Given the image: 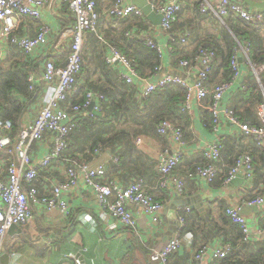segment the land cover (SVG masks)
I'll list each match as a JSON object with an SVG mask.
<instances>
[{
  "label": "built area",
  "instance_id": "2783aa9c",
  "mask_svg": "<svg viewBox=\"0 0 264 264\" xmlns=\"http://www.w3.org/2000/svg\"><path fill=\"white\" fill-rule=\"evenodd\" d=\"M151 8L161 14L160 30L169 32L172 23L177 20L178 13L182 7V0H148ZM198 9L202 13H213L223 21L230 15L239 16L248 22L264 21V12L245 9L234 0H197ZM67 3L68 8L74 16V21L65 27L59 38L66 45L65 61L63 65H57L53 58H44L41 70H33L27 75L28 89L32 92L41 90L38 94L41 103L35 116L25 125H20L15 137L10 136L12 128L9 120L0 117V257L3 248L9 241V229L12 225H24L34 217L36 206H43L46 210L57 209L61 214H69L67 197L70 192L82 180L85 187L91 189L96 198L99 209V217L106 224V230H113L117 224L128 228L136 227V218L128 205L137 203L142 211L150 217V221L156 225L163 223L161 212L164 204L154 199L152 194L145 188L144 180L130 181L126 185L105 179L107 160H97L89 163L82 157H66L64 152L69 147V134L74 127L75 117L86 115L91 101H95L93 111H98L97 98L103 96L92 91H87L83 103H72V96L78 88V78L82 66V51L86 32L95 31L97 28L99 14L96 11L95 0H0V60L5 56L7 44H14L25 54L33 56L38 49L48 45L51 33L50 26L41 20V11L47 7L55 12L59 5ZM108 18L125 20L135 15L143 17L142 9L125 0H114L105 11ZM31 17L40 20L38 29L34 35L19 33L22 20ZM134 32L126 33L133 36ZM139 34V33H138ZM189 35L187 31L177 34L176 38H170V43L180 41L186 42ZM144 44L154 50L163 59L164 48L157 43L151 32L139 34ZM170 54L173 47H168ZM250 50L247 45L238 44L231 57L233 75L230 80L216 84L212 89L205 84L209 74L214 69L215 53L208 48H200L189 59L183 58L178 66L184 69L188 77L192 78L193 85L186 82V78L161 72V65L156 67L148 76H140L130 60L116 47L107 45L104 60L109 66H119L118 77L130 85L137 87L138 97L145 98L157 89L164 88L170 84L184 86L186 95L181 105V111L188 115L194 110H209L212 114L210 131L215 137L204 147L202 155L205 162L197 164L186 171V177L176 175L174 170L179 165L184 155L186 139L182 127L169 119L161 120L156 125V131L162 137H167L175 143L177 148L171 153L162 152L157 161L159 172V186L169 188L172 186L174 192L182 195L185 190V178L202 179L208 183L212 182L219 173L217 162L221 159L223 137L220 128L229 124L233 130L243 134L245 139H251L255 145L264 149V100L257 105L256 115L258 124L251 125L239 120L234 111L223 104L226 95L234 90V84L242 73L241 62L249 65L255 78L260 83L259 74L262 73L264 65H256L250 61ZM241 58V62L239 61ZM192 75V76H191ZM40 87V89H38ZM193 89L195 93L193 94ZM211 94L210 104L205 98ZM264 96V88H263ZM50 135L52 145L48 151L36 158L29 151L34 141H41L45 135ZM139 138L135 140L136 143ZM104 151L98 144L92 151V156L100 155ZM109 162L116 163L118 156H111ZM63 161V179L53 183L50 194H40L36 185L38 174L46 170L54 161ZM242 171V179L250 182L254 177V165L250 153L242 152L235 160L234 165L228 171L224 180L225 184L237 177ZM47 190V189H46ZM246 206L264 205V195L257 193L252 198L244 201ZM241 204L229 206L226 213L231 220L237 223L243 234L244 240L256 235L264 234V230L257 229L253 235L249 220L240 214ZM185 205L179 208L175 218L174 234L165 242L160 249H154L150 254L152 261L160 264H170L169 257L177 252L182 246L181 230L185 225V214L190 211ZM109 218L113 222H109ZM229 244L209 245L203 244L194 253L192 264H203L205 258L220 259L230 250ZM67 258L76 259L77 254H66ZM118 264H130L120 262Z\"/></svg>",
  "mask_w": 264,
  "mask_h": 264
},
{
  "label": "crops",
  "instance_id": "0c3cea01",
  "mask_svg": "<svg viewBox=\"0 0 264 264\" xmlns=\"http://www.w3.org/2000/svg\"><path fill=\"white\" fill-rule=\"evenodd\" d=\"M112 1L98 0V12L104 14L105 8ZM125 1L126 3L136 4L133 3V0ZM234 1L240 3L245 9L264 12V0ZM65 7L64 5H59L55 12L50 11L47 7L42 9L41 20L50 26L51 33L48 38V45L38 49L32 56V58H36L34 63L40 62L42 64L43 59L48 57L53 58L58 64H64L66 53L62 50L64 49V43L60 40L59 35L65 27L74 21L72 12L73 18L65 15ZM198 10L196 0H182V7L178 13L177 21L172 27L173 34L170 31L164 32L160 30L159 26H154L150 21L152 26L147 32H151L157 43L164 48L161 65L162 73L167 72L166 74L179 77L185 75V78L188 77L184 69L173 63V57L168 49L170 46L169 37L175 36L183 29L189 28L190 37L184 44L176 43V45L182 52L191 55L196 52L201 44L206 43L207 38L204 35L212 34L218 36L220 29H218L217 19L214 16L211 17V15H203ZM135 18L140 19V17L132 15L125 20L133 22ZM221 22H224V20ZM39 23L40 20L25 17L22 20L19 33L32 36L37 31ZM104 27L106 28L107 25ZM9 46L7 44L5 56L10 48ZM239 61L241 62V59ZM117 67L119 68V66ZM36 70L40 71L41 67ZM241 70L242 73L234 84V90L229 93V96L226 95L223 100V104L226 106L233 105L238 90L246 82H249L251 77H254L252 75L254 74L253 70L249 65L241 62ZM40 93H42L41 90L33 92L34 97L32 96L28 100L18 127L25 125L35 116L34 113L42 105L41 100L40 102L35 101ZM240 104L245 106L243 101H240ZM188 116V121L183 127L184 137L187 142L184 155L174 170L176 175L182 177H186V171L189 166L202 159V150L215 137L210 131V127H207L202 121L201 111L194 110ZM220 132L223 133V139L227 136L226 141L231 143L228 151L232 155H226L227 151L223 152L222 158L217 162L219 176L215 178V181L208 183L202 179L185 178V190L182 195L176 194L171 185L169 188H161L159 186L158 158L162 152L171 153L177 148L176 144L167 137L158 136L156 133L139 134L136 139L139 138L140 141L136 143V139L134 140L133 146L128 150L127 154L121 156L120 160H118L119 163L118 161L116 163L109 162L111 156L118 155L111 153L108 148H106L107 154L102 151L100 155L93 157L91 153L87 154V152H84L87 148L80 136L72 137L73 146L71 149L75 148L84 153L82 160L91 164L97 160H107L105 178L108 180H113L120 185H126L130 181L143 179L145 188L153 194L157 201L164 204V209L161 212L163 223L160 226L152 223L150 217L142 211L141 206L133 203L128 205V207L136 218V227L131 229L117 224L115 229L106 230V224L99 217L95 194L91 189L85 187L81 180L72 192L68 194L67 202L70 208L68 215L61 214L57 209L46 210L43 206H36L34 217L30 222L19 225L8 232L9 241L3 248V253H7L9 256L7 264H118L120 262L160 264V262L152 261L150 254L154 249H160L174 234L175 219L171 218V215L175 211L177 216L179 208L182 207H176L173 211L171 206L174 201L190 200V204H187V206L192 209L191 215L194 217H196L195 214L203 216L212 211L214 214L213 218L216 221H218V211L223 205L229 207L241 204L240 213L249 220L253 235L257 229L264 230V205H244V201L250 198L251 195L254 196L257 193L264 195V184L261 183L260 178H256L258 173L262 176L261 169L257 168L254 178L250 182L242 179V171L239 172L237 181L234 183L225 184L222 181L230 167L232 156L242 148H246L247 145L251 147L252 143L245 138L237 139L236 137L239 133L233 130V127L229 124L222 125ZM51 145L52 140L48 134L41 141H34L30 145L29 151L38 158L48 151ZM80 147H84V151L79 149ZM253 157L257 159L256 154ZM62 162L61 160L54 161L48 169L39 172L36 185L40 194L49 195L52 184L63 179ZM255 179L258 183H256ZM109 222H113V219L109 218ZM223 233L224 231H215L211 226L206 227L202 232L201 238L198 237L197 240L193 238L191 233H183L181 235L182 246L171 255L169 258L170 263L192 264L194 253L200 247L202 240L206 239L204 243L210 246L223 245ZM246 241L250 242L249 249L255 251L259 247H264V234L256 235ZM242 250L246 252L247 248L242 247ZM69 253L77 254V258L70 259L65 257ZM218 260L205 258L203 264H216Z\"/></svg>",
  "mask_w": 264,
  "mask_h": 264
},
{
  "label": "trees",
  "instance_id": "16d2710c",
  "mask_svg": "<svg viewBox=\"0 0 264 264\" xmlns=\"http://www.w3.org/2000/svg\"><path fill=\"white\" fill-rule=\"evenodd\" d=\"M95 1L96 11L99 14L97 28L95 31L86 32L78 88L70 96V100L72 103H83L87 91L101 94L103 97L96 99L99 114L88 112L86 115L78 114L75 117V125L70 131L68 139L70 145L63 156L83 157L84 153L80 150L71 149L73 138L78 135L84 140L87 148L86 151H84V147L79 149L87 152V154L92 153L94 148L101 144L105 149L104 154H107L106 148H108L111 153H116L119 157L118 160H120V157L125 156L133 146L134 140L139 134L156 133L161 136L156 131V125L161 120L169 119L177 123L184 132L183 127L189 116L181 111V105L187 89L179 84H170L164 88L157 89L145 98L138 97L137 87L119 78V68L106 64L104 55L107 45H112L130 60L140 76H148L163 62L156 50L146 46L144 41L139 38V34L148 33L147 31L152 26L151 22L145 16L140 17V19L135 18L133 22L116 20L113 17L108 18L105 15V11L114 0L105 8L104 14L98 12V0ZM198 4L199 1L196 0L197 8ZM63 5L66 6L64 10H69L67 3ZM198 12L200 13L199 10ZM201 14L214 16L218 21V29H220L219 37L212 34L204 35L207 38L206 43L201 44L196 50L197 52L200 48H208L215 53L214 69L209 74L207 81H205L208 88L212 89L216 84L231 79L233 70L230 61L239 43L248 46L250 50L249 58L252 63L257 66L264 65V21L248 22L239 16L230 15L224 19V22H221L213 13L201 12ZM175 22L172 23L169 30L172 34V27ZM105 25H107L106 28L104 27ZM132 31L134 32L133 36L126 35L127 32ZM185 31L189 33L187 40L191 33L189 28L183 29L180 33ZM176 36L173 37L176 38ZM176 43L181 42L175 39V41L170 43L173 47L171 56L174 64L178 65L180 59H189L196 53L186 54V52H182ZM9 45L10 48L6 56L0 60V117L11 122L10 136L15 137L19 131L18 124L23 110L28 100L33 96V92L28 89L27 75L29 72L41 67V63H34L36 58L25 54L14 44ZM56 64L58 66L63 65L58 64L57 61ZM252 75L254 77H251L249 82H246L238 90L233 105L228 107L234 111L240 121L255 125L259 123L256 107L264 100V69L259 74L260 83L256 81L255 75ZM227 95L229 96V94ZM204 100L207 104H210L212 101L211 94ZM240 101H243L245 106L241 105ZM201 118L207 127L211 126L212 114L209 110L203 109ZM226 138L227 136L224 137L222 142L221 158L225 151H227L226 155L231 154L228 151L231 143L226 141ZM236 138L244 139V135L239 134ZM248 141L252 143L251 147L247 145L246 148H242L232 156L234 159L230 160V167L227 173L234 165L236 158L242 152H247L252 156L254 174L257 168L261 169L262 176L258 173L256 178H260L261 183L264 184V149L258 148L251 139ZM252 146L256 147V149ZM255 154L257 159L253 157ZM204 162L202 155V159L195 162L196 164L194 163V165L203 164ZM194 165L189 166V168ZM226 176L222 181L225 180ZM150 194L152 193L150 192ZM251 197L253 196L251 195ZM227 207L223 205L219 209L218 221L214 220L212 211L203 216L195 214L196 217H194L191 215L192 209H190L185 214V225L181 230V235L189 232L197 240L198 237L201 238L204 229L211 226L215 231H224L222 241L224 244H229L231 248L216 264H264V247H259L255 251L249 249L250 242L244 240V234L240 226L233 222L226 213ZM179 212L183 213L182 210H179ZM205 241L206 239L200 242L205 244ZM242 247L247 248V251L243 252Z\"/></svg>",
  "mask_w": 264,
  "mask_h": 264
},
{
  "label": "water",
  "instance_id": "95a60500",
  "mask_svg": "<svg viewBox=\"0 0 264 264\" xmlns=\"http://www.w3.org/2000/svg\"><path fill=\"white\" fill-rule=\"evenodd\" d=\"M133 3H136L137 6H139L142 11H143V15L149 20L152 22V24L154 26H159L160 23H161V14L159 13H156L152 8H151V5L149 3L148 0H133ZM132 4V3H131ZM135 4V5H136ZM241 58H239L240 60ZM186 82L192 86L193 85V81H192V78H186ZM95 105V101H91V103L89 104L88 106V110L93 112V113H96V114H99L98 111L94 110L93 111V106ZM235 181H237V177L233 178L230 182L234 183ZM187 204H190V200H184L182 202H178V201H174L173 202V205L171 206L172 210L174 211L176 209V207H180V206H185ZM241 214V213H240ZM171 218L175 219L176 218V214H175V211H174V214L171 215ZM15 227H17L16 225H12L9 229V231H12ZM173 227V226H172ZM171 227V229H172ZM8 254L7 253H3L0 257V263L2 262V264H7L8 262Z\"/></svg>",
  "mask_w": 264,
  "mask_h": 264
},
{
  "label": "rangeland",
  "instance_id": "374dc122",
  "mask_svg": "<svg viewBox=\"0 0 264 264\" xmlns=\"http://www.w3.org/2000/svg\"><path fill=\"white\" fill-rule=\"evenodd\" d=\"M64 13H65V15H67V17L70 16V17L73 18L72 13H71L70 10L65 9V12H64ZM63 48H64V49H62V50L65 51V49H66V45H65V44L63 45ZM64 53H65V52H64ZM166 73H167V72H166ZM181 77H182V78H185V75H182ZM255 79H256V78H255ZM256 81H257V79H256ZM257 82H258V81H257ZM194 93H195V90L193 89V94H194ZM40 100H41V97H38V98L35 99V101H38V102H40ZM36 108H37V107H36ZM34 114H35V113H34ZM32 115H33V113H32Z\"/></svg>",
  "mask_w": 264,
  "mask_h": 264
}]
</instances>
